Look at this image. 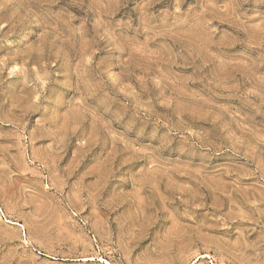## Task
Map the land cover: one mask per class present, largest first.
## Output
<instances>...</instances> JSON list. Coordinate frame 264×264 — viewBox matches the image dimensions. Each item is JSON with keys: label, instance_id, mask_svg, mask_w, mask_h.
<instances>
[{"label": "rangeland", "instance_id": "374dc122", "mask_svg": "<svg viewBox=\"0 0 264 264\" xmlns=\"http://www.w3.org/2000/svg\"><path fill=\"white\" fill-rule=\"evenodd\" d=\"M0 264H264V0H0Z\"/></svg>", "mask_w": 264, "mask_h": 264}]
</instances>
